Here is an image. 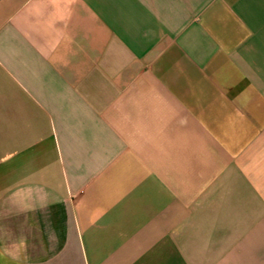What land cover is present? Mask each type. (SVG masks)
<instances>
[{
    "label": "crops",
    "instance_id": "0c3cea01",
    "mask_svg": "<svg viewBox=\"0 0 264 264\" xmlns=\"http://www.w3.org/2000/svg\"><path fill=\"white\" fill-rule=\"evenodd\" d=\"M0 264H264V0H0Z\"/></svg>",
    "mask_w": 264,
    "mask_h": 264
},
{
    "label": "rangeland",
    "instance_id": "374dc122",
    "mask_svg": "<svg viewBox=\"0 0 264 264\" xmlns=\"http://www.w3.org/2000/svg\"><path fill=\"white\" fill-rule=\"evenodd\" d=\"M11 257H13V256H11ZM15 258H16V259H22L21 256H15Z\"/></svg>",
    "mask_w": 264,
    "mask_h": 264
}]
</instances>
